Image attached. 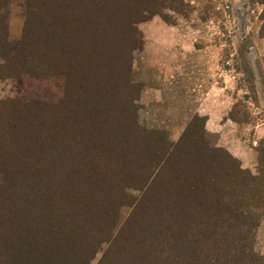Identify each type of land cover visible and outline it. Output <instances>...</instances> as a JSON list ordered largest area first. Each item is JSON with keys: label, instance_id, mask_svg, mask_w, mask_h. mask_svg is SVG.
Segmentation results:
<instances>
[{"label": "rangeland", "instance_id": "obj_1", "mask_svg": "<svg viewBox=\"0 0 264 264\" xmlns=\"http://www.w3.org/2000/svg\"><path fill=\"white\" fill-rule=\"evenodd\" d=\"M55 1L47 2L55 8L48 17L36 20L25 44L17 46L26 21L24 1L0 0V54L4 56L0 57V103L30 104L17 109L21 117L17 131L23 140L14 141V147L22 156H33L37 163L30 164H36L35 175L45 178L39 183L35 175L29 177L30 203L23 198L0 201V211L31 212L35 198L36 213L41 210L47 215L30 231L12 223L19 243L4 245L0 259L6 264L22 261L28 254L34 256L36 248L47 249L49 240L64 244L70 239L78 247L82 233L86 240L107 237L92 264L103 256L110 238L120 234L132 244L145 242L147 247L153 241L159 248L171 244L165 229L151 241L141 216L129 222L134 211L147 207L141 200L154 195L142 183L150 151L137 144L129 152L126 146L138 137L141 141L144 133L154 135L140 99L144 83L138 78L143 66L145 82L157 89L149 99L160 100L172 116L179 112L178 124L185 120L180 113L184 106H193L195 114L185 129L199 133L204 146L221 151L218 157L224 164L232 165L234 160L251 176H263L259 158L264 157V5L256 0ZM14 58L17 63L28 62L15 69ZM37 59L50 64L48 78L28 75L36 73ZM58 61L62 72L57 70ZM67 92L72 97L77 94L68 104ZM26 125L29 129H23ZM158 132L161 138L163 134L177 142ZM47 158L49 165L43 161ZM90 177L95 178L90 181ZM0 178L6 181L5 176ZM94 181L97 188L91 184ZM165 197L159 198V214L166 209ZM229 198L230 194L224 200ZM169 199L175 202V194ZM259 210L263 216L251 248L264 256V207ZM214 223L210 229L219 231L221 222ZM162 226L159 219L158 228ZM35 230L39 233L33 238ZM11 247L13 255L8 257ZM221 252L216 251V256L222 258Z\"/></svg>", "mask_w": 264, "mask_h": 264}, {"label": "trees", "instance_id": "obj_2", "mask_svg": "<svg viewBox=\"0 0 264 264\" xmlns=\"http://www.w3.org/2000/svg\"><path fill=\"white\" fill-rule=\"evenodd\" d=\"M23 1L26 9V21L22 39L17 46L25 44L24 42L28 38V29L34 28L33 25L38 24L35 21L41 20L43 16L48 17L55 8L52 4H47L51 0ZM256 1L257 4L264 5V0ZM262 17L261 32L264 33V10ZM6 44L9 45L7 42ZM23 52L24 49L20 54L24 55ZM45 56L43 54L44 58ZM0 57L4 58L2 54ZM14 61L12 67L15 65V69L18 64L25 66L28 62L17 63L15 58ZM44 61L45 59L41 61L37 59V64L34 66L36 73L28 75L33 79L34 77L35 79L36 77L48 78L51 71L50 64L48 65ZM56 65L58 66L57 70L62 72L59 61ZM63 75L66 81L72 85L71 79L66 76L65 71ZM68 87L70 88V86ZM74 96H77L76 92L73 93V97L70 92H67L65 95L66 104L72 98L75 100ZM14 103L16 101L0 103V176H5L6 180L3 182L0 178V201L11 203L14 199L23 198L30 203L29 181L31 179L29 177L35 175L34 169L36 168V164H30V162L37 163V161L33 156H26L27 151L22 156L23 154L14 147V141L23 140L21 133L17 131L21 119L16 114L19 113L17 109L20 110L19 106L28 108L30 104L6 106ZM23 129H29V127L26 125ZM152 131L154 135L144 133L141 141L138 137L134 141L131 140L132 144H129L131 141L126 142L128 144L126 146H130L129 152H133L138 147L137 144L150 151L147 152L145 158L146 161H149V168L146 170V180L142 183L154 192L152 198L148 199L150 196L148 195L141 200L147 207L134 211L129 222L136 216L139 219L141 216L144 232L147 233L146 236H150L151 241L158 234L161 236L165 229L171 234V244L166 246L159 244L161 247L159 248L156 243L154 247L153 241L147 247L144 246L145 242L132 244L127 241L125 235L122 237L120 234L117 239L116 237H113L112 240L110 238V243L103 256L95 264H264V256L254 253L251 248L255 228L263 216L259 209L264 207V174L261 177L260 175L259 177L251 176L249 172L237 167L234 160H231L232 165L224 164L226 161L222 160L221 162L218 157L221 151H217L214 147L204 146L200 134L189 129L188 126L176 143L168 141L167 137L161 133L163 138L158 136L159 130ZM188 143L193 146H188ZM44 153H41L43 157ZM48 159H43V161L48 164ZM259 162L262 167V164L264 165L262 155H260ZM44 169L46 171V167ZM51 169L49 167L48 172ZM35 177L39 183H44L45 178L39 174ZM94 178L90 177L89 180ZM135 182L139 183L136 180ZM91 184L97 188L95 181ZM157 191L161 194L159 197ZM170 194H175V202L169 199ZM229 194V200L225 201L224 198ZM161 196L162 199L165 196L167 199L163 214H159L157 208ZM32 202L31 212H13L12 209V211L8 210V213L4 210L0 211V239L3 243L0 246L1 253H5L2 248L4 245L14 247L16 241L19 243L20 238L17 237L16 230L11 227L12 223L20 227L24 226L30 231L32 225L40 224L37 220L44 216L47 219V215L43 214L41 210L36 213L35 198L32 199ZM221 204L226 207L224 212L219 208ZM36 206H38V202ZM18 217H21V220H16ZM49 218L53 221L57 219L56 216ZM159 219L168 228L163 226L158 228ZM214 222H221L219 231L210 229L211 225H215ZM38 233L35 230L31 236L36 238ZM81 236L84 237L77 239L78 247L75 246L76 242H71L70 239H65L64 244L60 243L59 239L49 240L47 249L36 248L34 256L30 255L29 257L28 254L25 256L26 259L12 260L11 264H92L99 247L108 242L104 241L107 237L93 236L91 240H86L85 234L82 233ZM29 240L31 241L30 236ZM99 241L102 242L97 243ZM11 242L12 245L8 244ZM89 243H92L93 246L89 247ZM97 244L100 245L97 247ZM24 245L27 247V240ZM12 247V254L7 255L8 257L13 255ZM216 251H222V258L216 256ZM0 264L6 263L0 259Z\"/></svg>", "mask_w": 264, "mask_h": 264}, {"label": "crops", "instance_id": "obj_3", "mask_svg": "<svg viewBox=\"0 0 264 264\" xmlns=\"http://www.w3.org/2000/svg\"><path fill=\"white\" fill-rule=\"evenodd\" d=\"M143 66V65H142ZM148 67V66H147ZM150 70V69H149ZM147 69L145 66L142 67L141 72L139 71V78L138 82L144 83L143 84V90L141 93V103L145 107V113L146 117L149 120V123H147V126L151 129L160 130L163 132H166L169 140L171 141H177L181 137V135L184 132V129L187 124V120L194 115L193 113V106L186 105L184 106V109L180 111L181 115L184 116L185 120L184 122H179L181 124H178L177 116L179 112H175L174 115H170L168 112V109L164 108L161 104V101L158 99H149L150 94L157 92V89H155L154 85H152L150 82H145V73ZM145 76V77H144ZM153 86V87H152ZM164 108V110H163ZM192 114V115H191ZM186 121V122H185ZM208 122V119L206 120ZM207 124V123H205ZM208 125V124H207Z\"/></svg>", "mask_w": 264, "mask_h": 264}]
</instances>
